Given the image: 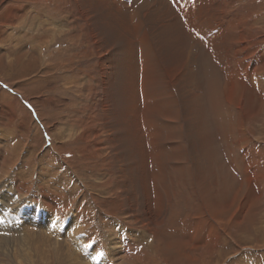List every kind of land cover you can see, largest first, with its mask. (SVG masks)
I'll return each mask as SVG.
<instances>
[{"label": "rangeland", "instance_id": "1", "mask_svg": "<svg viewBox=\"0 0 264 264\" xmlns=\"http://www.w3.org/2000/svg\"><path fill=\"white\" fill-rule=\"evenodd\" d=\"M106 1L114 16L120 3ZM91 2L0 0V264H65L74 259L67 257L78 242L66 229L72 214L82 221L79 233H87L89 242L101 247L106 264H264V0L183 2L187 16L198 15L203 26L200 30L186 24L187 34L201 46L187 47L189 71L198 72L197 64L209 69L206 77L199 76L204 85L198 91L203 96V135L192 134L196 122L189 120L183 128L193 138L183 129L181 141L197 147L203 164L217 153L223 174L215 167L214 177L205 176V184L213 187L207 193L208 187L191 181L183 163L175 173L158 166L151 155L153 144L140 140L134 146L137 165L142 166L140 153L151 168H146L148 177L157 167L161 171L155 173V182L148 181V190L156 185V192L150 190V208L158 206L154 200L165 206L154 229L142 222L140 211H127L126 193L117 188L120 170L128 165L118 134L128 135L116 129L124 108L121 86L133 71L127 73L126 63L132 68L136 62L132 52L122 51L128 49L129 37L124 40L119 29L100 25H116L122 17L110 20ZM197 6L207 7L216 18L202 19ZM212 25L221 30L217 61L208 54L215 43ZM226 65L230 69L224 72ZM211 96L215 111L209 109ZM210 138V149L202 151L200 146ZM190 156L188 162L195 158ZM216 195L229 200L228 206L219 209L213 203ZM203 201H209L205 207ZM32 203L50 208L53 225L38 228L18 216ZM17 221L24 227H14ZM171 236L188 242L170 251L158 247L157 241L165 245ZM36 241L45 260L34 247ZM54 250L62 262L54 260ZM78 253V259L87 261V251Z\"/></svg>", "mask_w": 264, "mask_h": 264}, {"label": "bare ground", "instance_id": "2", "mask_svg": "<svg viewBox=\"0 0 264 264\" xmlns=\"http://www.w3.org/2000/svg\"><path fill=\"white\" fill-rule=\"evenodd\" d=\"M184 1L185 0H116L115 2L120 3V7L115 8V11L113 12L114 16L109 14V7H112V6L106 0H92L91 2V3L96 4L97 10L101 12L100 13L101 15H103L102 12L105 13L107 16H109L110 20L111 19L115 20V17H117L118 15L122 17L123 22H120L117 18L118 23L116 25L106 24L105 22H104L105 24H102L103 23L102 21L100 25L102 26V29L107 26H110V28H114L116 30L119 29V34L122 36L124 40L129 37L128 39L125 40L126 45H128L127 46L128 49H126V47L124 46V48L122 47V51H124L127 55H130L129 52H132L133 54L132 56H134V59L136 62V64L132 68H130V66L126 63L127 73L129 72L128 70H133V71L127 74L126 81L122 82L123 85L121 86V91H122L121 99L122 101H124L123 103L124 105L123 104L121 105L125 109L123 108L122 112H120L122 114L121 115L122 119H118L116 129H124L126 130V134L128 135L126 138H124V136L121 135V133L118 134V138L121 141V144L119 147L123 148V150L127 152L126 158H127L128 165L125 169L122 168L123 166L121 167L122 170L119 169L121 171L120 172L121 179L117 180L119 184V187L117 186V188L119 189L122 188V192L124 190V193H126L125 196L127 199L126 202L128 206L127 211L134 210L135 213L137 211H140L143 214V216L141 217L142 222H143V219L146 220L144 224H146V226H149L150 229H154V227L161 222L159 219V216L160 214L165 212L162 209V207H165V206L161 207V202L159 200H154V202L158 206L154 210L150 208V190L151 192L152 191L156 192V189H155L156 185L154 186L152 184L154 186V189L148 190L149 188L148 181L152 180V182H155V179H154L155 173H159L161 171L159 167H157L155 171L151 170L152 172L148 173L149 177L152 175L149 179L146 173L147 172L146 168H148V166L145 167L147 165V162L145 160L146 162V165H145L144 159L141 157L143 156V154L140 155V153H139V156H140V159L142 160V166L137 165L138 159H137V155L134 156V148H135L134 146H136L138 142L141 143L140 140H143L144 138H146L147 140L150 141L151 144H153L154 152L151 153V155L153 154L152 158L158 166L164 167L167 172L171 171L175 173V170L176 172H180L178 167L180 164L183 163L186 167L185 170L190 174L191 181L198 187H201V184L203 185L204 189L208 187L209 182L207 181V183L205 184V179H206L205 176H209V178L214 177L213 175H214L215 167H217L219 171L221 170V175L223 174V169L221 165L224 166V164H222L219 158V155L217 153L215 154L214 152V155L209 158L208 164L206 163L203 164V162H199L200 161L198 160L199 157L197 156V154H195V149L197 150L196 152H198L197 147L196 148L186 147V144H183V142L181 141V139L183 138V131L185 130L183 128L184 124L189 126V120L196 122L195 128L197 129H193L192 134L198 133V135H203V130H204L203 129L204 124L202 120L203 114H202V109H199L201 108L200 102L203 101V96L200 95L201 93L198 92L200 90V86L203 84L200 83L199 76L204 74L206 77V74L208 75V69H209V68L207 69L204 68L201 64H197L198 66L197 71L199 73L198 72L190 73L189 71L190 64H188L187 56H186L187 47L188 45H190L192 48H196L198 46L201 47V46L197 44L195 41H192V39L190 38V35L187 34V32L185 31L186 24H189L191 26L195 25L198 29L200 28V30H201V27L203 26L198 19L199 18L198 15H196L197 18L187 16L186 3H183ZM195 10H196V14L197 12H202V19H203V16L206 18H211V17L216 18L214 14L208 12L207 7L203 8L202 6H197ZM124 11L126 12V14L123 13ZM82 13L84 14L83 11ZM128 17H130L129 18L130 21H128ZM100 18L102 19V16ZM180 18L183 21L179 20ZM33 19H36V18H33ZM133 21H136L135 25L132 24ZM84 28H86V26ZM142 29L144 31H141ZM139 32L142 33L141 37L144 38L143 43L141 41V37L139 38L137 36ZM110 33H113V32H110ZM210 33L213 35L211 40H213L215 43H214V46H212L213 48L211 47L208 49V54L210 55V57H213L214 60L216 58V61H217V60H220V58L219 56L216 55L217 50L215 48V45L217 44V47L220 48V40L217 41V39L221 35V30L218 31L216 25H212L210 28ZM92 37L93 36H90V39H92L94 42L95 36L94 38ZM66 38L69 39L68 37ZM69 42H70V39H69ZM111 47H114V46H111ZM101 49L99 48V50ZM108 51L110 52V50ZM213 51H214V54H213ZM113 52L114 51H112V53ZM152 53L156 56H153ZM107 61H110V60H107ZM229 69L230 67L226 65L224 68H222V71L224 70V72H226ZM109 72H110V69H109ZM113 77L114 76L111 75V79H109L108 82H111ZM228 83L230 82L227 81V84ZM222 86H226V85L222 84ZM214 99H215L214 96H211L210 101H209L210 111H215L216 107H215ZM131 100H134V103ZM141 108H143V110H141ZM144 110H145V114L142 115ZM119 117L120 115L118 116V118ZM185 132L188 133L187 137L193 138L190 134V130L186 128ZM210 141H211V138L207 141V143L201 145L200 149L202 151H204L203 147H207L208 149H210L209 147ZM174 142H180L181 144L175 145ZM113 144L116 147L115 143ZM190 155H192V157L195 156V158L192 159L191 162H188L190 161V157H191ZM148 169L150 170L151 168L149 167ZM218 177L220 178V175H218ZM243 178L244 180L247 178L246 173ZM238 187H240V185H238ZM211 188L213 187H208L207 193L210 192ZM208 202L209 201H203V206L205 207L206 203ZM213 203L219 206L220 205L228 206L230 201L226 200L225 198H223L220 201L219 195H216V198L214 199ZM140 204H142V206ZM138 205L141 206L143 209L139 207ZM160 209H161V212H160ZM219 209H222V207ZM50 212H51L50 208L43 210L36 203L34 204L32 203L29 208H27L23 212H17V214L19 217L24 218L25 220L29 219L30 222H33L34 224H36L38 228L41 227V228L46 229L47 225H50V224L53 225V216L51 215ZM214 213L216 215H219V211H216ZM34 216H36V218H34ZM70 218H71L70 220L67 219L69 221H68V226L66 227V229L69 230L68 233L72 236V239L73 238L77 239L78 242H75L77 245L76 250L73 249L69 253H67V251L64 252V253H67L68 258H71L69 256L70 254L75 255L74 259L71 258V260L67 262H69V264H90L89 261H95L98 263L101 262L102 264H106V258L103 252L101 251V247H99L95 243L89 242L90 236L87 233L84 235L82 233L81 234L79 233L82 228L80 227V223L82 221L79 219H76V217L73 214L72 216H70ZM134 220H137V217H134L133 221ZM24 224L26 225V222ZM13 226L18 227V229H20V227L21 228L24 227V225L18 224V221L16 222V224H13ZM54 227H58V224L55 223ZM68 227L70 229H68ZM40 237L42 236L40 235ZM2 240H4V238H0V245L3 244ZM54 240L55 239H53V241ZM166 242L167 244L164 245L163 243H160L159 241H157L158 247L160 246L164 250L170 251L172 249H175L177 247L187 244L188 241H184V240L175 241L173 237L171 236V238L167 239ZM35 243L36 244H34L35 245L34 247L39 248L37 250V253H41V260H45L46 257L44 259V256H43L44 250L41 247L39 241L38 243L37 241ZM42 243L43 242H41V244ZM75 243H73V245H75ZM80 250L87 251V254L89 255V257L87 258V261L85 260L82 261L78 259L77 254H79L78 251ZM57 251H55L54 253L55 255L54 260L61 261L62 260L61 258L63 257H61L60 256L61 253L59 252L60 253L59 255ZM62 251L63 250H61V252ZM26 258L28 260L29 257L26 256ZM67 262L65 261V264H67Z\"/></svg>", "mask_w": 264, "mask_h": 264}]
</instances>
